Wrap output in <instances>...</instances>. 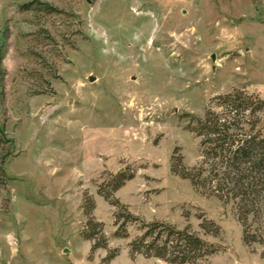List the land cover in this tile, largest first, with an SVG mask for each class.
I'll use <instances>...</instances> for the list:
<instances>
[{"label": "rangeland", "instance_id": "374dc122", "mask_svg": "<svg viewBox=\"0 0 264 264\" xmlns=\"http://www.w3.org/2000/svg\"><path fill=\"white\" fill-rule=\"evenodd\" d=\"M234 88L264 98V0H0V264H173L130 255L138 224L115 236L99 189L120 171L114 199L212 243L204 264H264V215L247 244L232 202L172 170L200 163L192 117Z\"/></svg>", "mask_w": 264, "mask_h": 264}, {"label": "trees", "instance_id": "16d2710c", "mask_svg": "<svg viewBox=\"0 0 264 264\" xmlns=\"http://www.w3.org/2000/svg\"><path fill=\"white\" fill-rule=\"evenodd\" d=\"M213 104L214 108L209 107L203 117L193 116L188 127L200 137L202 160L188 168L179 156L172 170L190 179L202 193L215 195L224 203L232 202L243 224V240L247 244L263 243L262 235L249 228L248 217L261 219L264 215V98L244 88H234L216 95ZM131 177L120 171L99 189L101 195L117 207L115 236L127 237L128 226L138 224L141 233L130 242V255L142 254L173 264H204L206 258L216 252L212 243L188 227L180 229L158 220L147 222L114 199L113 193ZM89 206L93 208V204ZM201 227L205 233L217 235L220 232V227L206 217H202ZM84 235L94 240L92 249L106 247L101 222L88 219ZM116 254L117 251L111 250L106 259Z\"/></svg>", "mask_w": 264, "mask_h": 264}, {"label": "water", "instance_id": "95a60500", "mask_svg": "<svg viewBox=\"0 0 264 264\" xmlns=\"http://www.w3.org/2000/svg\"><path fill=\"white\" fill-rule=\"evenodd\" d=\"M91 79H92V77H91Z\"/></svg>", "mask_w": 264, "mask_h": 264}]
</instances>
